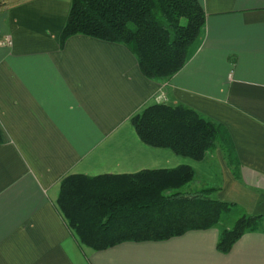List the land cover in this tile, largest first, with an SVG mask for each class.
Returning <instances> with one entry per match:
<instances>
[{
	"label": "crops",
	"instance_id": "crops-1",
	"mask_svg": "<svg viewBox=\"0 0 264 264\" xmlns=\"http://www.w3.org/2000/svg\"><path fill=\"white\" fill-rule=\"evenodd\" d=\"M197 2L206 16L200 35L184 67L160 82L146 79L122 45L73 36L60 48L71 0L0 11V40L12 41L0 47V264H264L263 230L244 234L228 253L217 249V227L95 251L57 208L70 175L186 166L195 177L184 189H217L215 200L264 216V0ZM161 93L166 104L227 129L238 179L219 149L195 162L139 140L131 119Z\"/></svg>",
	"mask_w": 264,
	"mask_h": 264
},
{
	"label": "trees",
	"instance_id": "trees-1",
	"mask_svg": "<svg viewBox=\"0 0 264 264\" xmlns=\"http://www.w3.org/2000/svg\"><path fill=\"white\" fill-rule=\"evenodd\" d=\"M205 19L197 0H71L59 46L73 36L122 45L146 79L160 82L184 67ZM131 124L143 144L195 162L219 149L239 178L227 129L192 109L159 103L134 116ZM194 177L186 166L134 175H70L60 182L57 208L80 244L95 251L206 231L238 212L236 206L213 198L217 189L183 193ZM259 230H264V216L241 213L231 228L221 225L217 249L228 253L244 234Z\"/></svg>",
	"mask_w": 264,
	"mask_h": 264
},
{
	"label": "rangeland",
	"instance_id": "rangeland-1",
	"mask_svg": "<svg viewBox=\"0 0 264 264\" xmlns=\"http://www.w3.org/2000/svg\"><path fill=\"white\" fill-rule=\"evenodd\" d=\"M27 1H30V0H0V11H3V10H5V9L11 7V6H14L16 4H20V3H23V2H27ZM6 37H4V38H6ZM4 38H2L0 40V43L3 41ZM0 47H3V46L0 45ZM161 94H163V93H161ZM212 162H213V160H210V163H208V164H211ZM195 190H196L195 185L194 184H191V186H189V188L184 189L182 192L183 193H190V192H195ZM239 214H241V213L240 212H236V214L235 213L231 214L233 216H231L227 220L224 219L223 222H222V224L218 225L217 228L220 229L221 228V225H224L227 228H231L232 223L236 220V218H237V216Z\"/></svg>",
	"mask_w": 264,
	"mask_h": 264
},
{
	"label": "built area",
	"instance_id": "built-area-1",
	"mask_svg": "<svg viewBox=\"0 0 264 264\" xmlns=\"http://www.w3.org/2000/svg\"><path fill=\"white\" fill-rule=\"evenodd\" d=\"M0 45L3 46V47H11L12 41H11L10 37L7 36L6 38H4L3 41L0 43ZM157 101L160 102V103H165L166 98H165L164 94H160L157 97Z\"/></svg>",
	"mask_w": 264,
	"mask_h": 264
}]
</instances>
